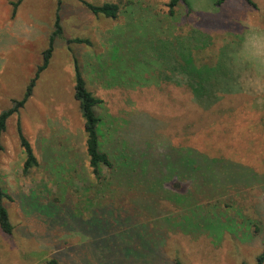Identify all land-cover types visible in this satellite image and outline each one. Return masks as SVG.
<instances>
[{
	"label": "rangeland",
	"instance_id": "obj_1",
	"mask_svg": "<svg viewBox=\"0 0 264 264\" xmlns=\"http://www.w3.org/2000/svg\"><path fill=\"white\" fill-rule=\"evenodd\" d=\"M17 1L0 0V113L34 77L56 12L62 35L1 138L0 185L12 198L3 204L13 231L0 230V264H257L264 252V71L238 64L235 54L255 46L246 40L250 30L264 31V0H252L255 7L243 0H184L174 17L169 0H21L12 16ZM83 3L119 4V14L95 16ZM194 31L211 42L195 55L197 66H213L221 56L230 72L232 92L218 94L208 110L156 76L165 73V60L156 57L170 60L177 42L191 49ZM74 39L90 44L69 42ZM73 60L86 88L103 101L97 116L111 117L101 128L102 149L114 162L134 151V160L147 134L155 140L153 158L168 146L190 149L197 184L213 197L184 204L186 215L206 219L182 218L180 204L166 202L157 203L154 218L146 212L119 218L115 210L128 203H100L111 200L112 188L100 199L88 166ZM17 124L38 163L27 175ZM189 185L172 178L164 188L184 194Z\"/></svg>",
	"mask_w": 264,
	"mask_h": 264
},
{
	"label": "trees",
	"instance_id": "obj_2",
	"mask_svg": "<svg viewBox=\"0 0 264 264\" xmlns=\"http://www.w3.org/2000/svg\"><path fill=\"white\" fill-rule=\"evenodd\" d=\"M21 0H18L13 4L12 16L15 13V6ZM225 0H218L216 5H220ZM248 5L255 7L252 0H243ZM179 3H185L184 0H169L168 3V16L174 17L175 7ZM84 6L95 16H102L108 19H116L119 14V4L105 3L102 5H91L83 3ZM188 12L190 10L188 9ZM196 36L195 42L192 44V48L188 51L178 46V42L172 45L168 54L171 55L170 60L167 57L155 56L159 63L162 58L165 60V73L157 72L156 75L159 82L172 83L174 86L186 89L191 97L192 101L199 106L202 110H208L218 100V94L231 93L230 80L227 75L230 72L225 68L226 63L219 56V60L213 66L202 64L197 66L195 55L199 52L206 51L210 45V37L202 32L194 31ZM62 28L60 25V17L58 12L54 16L53 31L49 36L48 48L42 53V62L37 67L34 77L29 81L26 86L25 92L22 98L18 101H14L10 109L0 113V152L2 151L1 138L6 131L7 120L18 111L23 108L27 100L31 97L33 87L39 76V74L47 67L48 61L51 57V53L54 48V43L57 39L61 38ZM75 44L89 45V41L85 39H74L69 41ZM194 51V56H193ZM223 61V62H222ZM74 68V100L78 103L79 112L83 119V131L85 134V154L88 160V166L91 170L98 187V195L100 199L105 197V190L112 188L110 193L111 200L100 203H128L127 206H119L115 210L116 215L121 218L123 214L128 213L133 218L139 216L138 212H146V216L154 218L158 213V204L170 203L180 204L181 210H183L182 218L193 216H187L186 206L187 203H210L209 192H205L203 187H199L197 184V176L193 174L195 161L189 156L190 149L174 148L168 146L163 154L157 156L149 154L152 149V143L155 141L150 134L145 137V146L141 149V154L134 160V151L132 153L120 157L121 160L114 162L107 151L102 149V126L108 123V118L101 119L96 114V108L102 105V100L95 97L87 88L86 83L82 77L76 60H73ZM163 72V70H162ZM169 72V73H167ZM177 73V77L174 74ZM224 75V78L222 77ZM114 122L117 119H112ZM111 126L108 124V127ZM17 138L19 140L20 147L23 150L25 160L22 167L23 175H27L32 168L38 166L37 160L32 152V149L28 141L24 138L19 124L16 126ZM121 134L125 133V129ZM151 133V131H150ZM130 150V148H129ZM157 160V162H156ZM222 165H224L222 163ZM152 168V169H150ZM103 170L106 171L108 176L103 174ZM167 177V179H165ZM178 178L179 181L189 182V189L184 194H175L164 188V184L172 179ZM232 180V179H230ZM227 183L232 185L231 181ZM211 185L213 183H210ZM214 192V187H211ZM210 190V189H209ZM245 190V189H242ZM202 201L198 199L199 196ZM198 196V197H196ZM207 196V197H206ZM222 196V195H219ZM217 196V197H219ZM220 198V197H219ZM217 200V198H216ZM4 201H12V198L2 189L0 185V230L7 235H10L13 231L8 217V212L4 206ZM134 203H146L135 206ZM147 203H153L149 205ZM225 203V202H224ZM188 206V205H187ZM215 207V206H214ZM104 208V207H103ZM101 209V207H100ZM106 209V208H105ZM154 213H157L154 215ZM195 217L201 219L205 218ZM168 223V222H167ZM134 224V223H133ZM144 225L143 223H139ZM201 224V222L199 223ZM264 252L258 257L257 264H263ZM46 264H61L55 259L46 261ZM175 264H180L178 261Z\"/></svg>",
	"mask_w": 264,
	"mask_h": 264
},
{
	"label": "clouds",
	"instance_id": "obj_3",
	"mask_svg": "<svg viewBox=\"0 0 264 264\" xmlns=\"http://www.w3.org/2000/svg\"><path fill=\"white\" fill-rule=\"evenodd\" d=\"M249 44L255 45L248 47L235 54L238 64H250L257 72L264 71V31L252 29L246 34Z\"/></svg>",
	"mask_w": 264,
	"mask_h": 264
}]
</instances>
